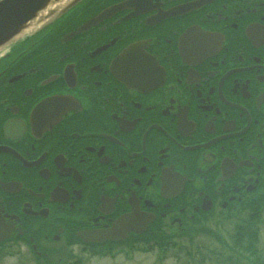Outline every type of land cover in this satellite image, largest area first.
<instances>
[{"label":"flooded vegetation","instance_id":"flooded-vegetation-1","mask_svg":"<svg viewBox=\"0 0 264 264\" xmlns=\"http://www.w3.org/2000/svg\"><path fill=\"white\" fill-rule=\"evenodd\" d=\"M160 1L173 8L163 19L84 0L0 55L6 241L56 255L187 237L263 202L264 0ZM121 2L134 5L62 40ZM130 45L141 85L110 67ZM111 228L114 239L79 236Z\"/></svg>","mask_w":264,"mask_h":264},{"label":"rangeland","instance_id":"rangeland-1","mask_svg":"<svg viewBox=\"0 0 264 264\" xmlns=\"http://www.w3.org/2000/svg\"><path fill=\"white\" fill-rule=\"evenodd\" d=\"M261 197V196H259ZM258 197V198H259ZM246 208H240V212L245 211ZM244 215H247V213H244ZM263 221H264V214H263ZM216 221V220H214ZM235 221V219H234ZM230 222L223 224L222 226L219 225V227L213 226V228L219 233V235L223 236L225 242L232 244V237L231 235L234 232V225L235 223ZM260 232H261V250H262V256L264 258V222H262V225L260 226ZM196 244H200L201 247V254L197 253L198 248H187L186 250H190L193 253V256L186 254V250H182L180 252L176 251V249L171 248L170 251H167L166 253H162L158 250L150 251V252H140L135 251L131 252L129 254H120L118 256H104V257H97V256H86L85 258V264H196L197 259H199L200 264H223L218 263L217 257L220 255V252L225 251L226 258L228 257V254H231L228 248L223 247L220 245V243L215 240L211 236H203L199 237ZM29 249L26 252V254H22L20 256L14 257L9 253H5L4 255H1L0 257V264H68V260L71 259V253H76L75 246L69 245V252L63 250V254L60 253L59 260L57 262L56 258L52 255H49L51 258L55 259V262L53 259L51 260L49 257L43 256L42 258L37 257V254L33 251L32 243L27 244ZM26 245V246H27ZM49 246V245H46ZM212 251H216L217 254H212ZM31 252L32 255H29ZM69 254V255H68ZM80 255V254H77ZM131 255V256H129ZM81 257H84V255H81ZM42 259V261H41ZM52 262V263H51ZM202 262V263H201Z\"/></svg>","mask_w":264,"mask_h":264},{"label":"trees","instance_id":"trees-1","mask_svg":"<svg viewBox=\"0 0 264 264\" xmlns=\"http://www.w3.org/2000/svg\"><path fill=\"white\" fill-rule=\"evenodd\" d=\"M264 214V204H258L255 208H250V212L245 217H239L234 223V232L231 235L232 244L225 242L223 236L212 227H207L201 230L200 232L185 237L184 239L174 240L173 242L164 241L165 246H171L170 248L176 249L178 252L186 250L187 248H198L197 253L201 254L200 244L195 242L200 236H211L217 240L221 246L228 248L231 254H224L225 251L220 252V255L217 257L218 263L223 264H264V258L262 256L261 246V232L260 226L262 225ZM241 216V214H236ZM234 215L231 221H233ZM236 222H238L236 224ZM196 237V240H195ZM189 241V242H187ZM190 245H189V244ZM164 246V247H165ZM212 254H217L216 251H212ZM186 254L193 256V253L190 250H186ZM202 263V262H201ZM205 263V262H204ZM202 263V264H204Z\"/></svg>","mask_w":264,"mask_h":264},{"label":"water","instance_id":"water-1","mask_svg":"<svg viewBox=\"0 0 264 264\" xmlns=\"http://www.w3.org/2000/svg\"><path fill=\"white\" fill-rule=\"evenodd\" d=\"M62 0H0V49L16 40L21 33L32 24L35 19L42 17V13L50 5L59 3ZM80 0H71L65 8L76 5ZM63 8V9H65ZM114 231L103 232L102 235H85L82 237L86 240H100L109 238ZM5 235L0 234V239Z\"/></svg>","mask_w":264,"mask_h":264}]
</instances>
